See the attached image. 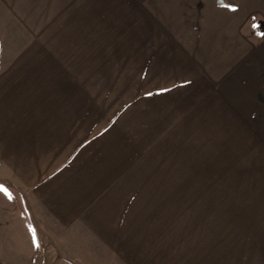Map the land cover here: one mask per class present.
Here are the masks:
<instances>
[{
	"label": "rangeland",
	"instance_id": "1",
	"mask_svg": "<svg viewBox=\"0 0 264 264\" xmlns=\"http://www.w3.org/2000/svg\"><path fill=\"white\" fill-rule=\"evenodd\" d=\"M44 2L0 0L3 103L65 91L72 136L131 160L142 264H264V0ZM20 194L0 184V229L31 222Z\"/></svg>",
	"mask_w": 264,
	"mask_h": 264
},
{
	"label": "crops",
	"instance_id": "2",
	"mask_svg": "<svg viewBox=\"0 0 264 264\" xmlns=\"http://www.w3.org/2000/svg\"><path fill=\"white\" fill-rule=\"evenodd\" d=\"M3 1H10L11 14L44 15L37 9L57 0ZM244 46L239 38L220 53L239 59ZM29 92L8 105L0 99V184L21 193L31 216L30 223L18 219L0 229V264H142L150 250L134 236L138 188L131 160L114 169L112 153L89 152L86 135L72 136L71 128L87 121L72 119L65 91Z\"/></svg>",
	"mask_w": 264,
	"mask_h": 264
},
{
	"label": "snow or ice",
	"instance_id": "3",
	"mask_svg": "<svg viewBox=\"0 0 264 264\" xmlns=\"http://www.w3.org/2000/svg\"><path fill=\"white\" fill-rule=\"evenodd\" d=\"M6 191V190H5Z\"/></svg>",
	"mask_w": 264,
	"mask_h": 264
}]
</instances>
